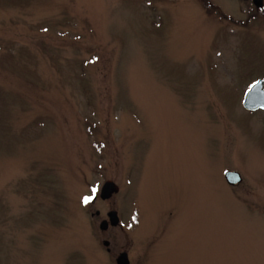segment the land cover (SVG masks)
I'll list each match as a JSON object with an SVG mask.
<instances>
[{"label":"rangeland","instance_id":"1","mask_svg":"<svg viewBox=\"0 0 264 264\" xmlns=\"http://www.w3.org/2000/svg\"><path fill=\"white\" fill-rule=\"evenodd\" d=\"M259 78L264 0H0V264H264Z\"/></svg>","mask_w":264,"mask_h":264},{"label":"water","instance_id":"2","mask_svg":"<svg viewBox=\"0 0 264 264\" xmlns=\"http://www.w3.org/2000/svg\"><path fill=\"white\" fill-rule=\"evenodd\" d=\"M254 4L261 8L263 7V0H253ZM244 105L248 110L256 111L259 109L264 110V80L259 78L256 80L251 87L246 92L244 98ZM224 177L228 184L236 185L242 182L243 177L241 173L237 170H226L224 172ZM120 187L114 180H107L101 189L100 197L101 199H110L115 193L119 191ZM96 214L99 215L100 211L97 210ZM120 223V216L116 210H111L108 212V218L100 222L99 228L102 231H106L110 225L118 226ZM110 241L105 240L104 245H109ZM117 264H130V259L127 251H123L117 258Z\"/></svg>","mask_w":264,"mask_h":264},{"label":"flooded vegetation","instance_id":"3","mask_svg":"<svg viewBox=\"0 0 264 264\" xmlns=\"http://www.w3.org/2000/svg\"><path fill=\"white\" fill-rule=\"evenodd\" d=\"M107 200H108V199H107ZM95 214H96V213H95ZM96 215H97V214H96ZM107 216H108V214H107ZM119 216H120V215H119ZM104 219H107V218H104ZM104 219H102V220H104ZM102 220H101V221H102ZM120 221H121V218H120ZM119 224H120V223H119ZM110 227H117V226H111V225H110ZM110 227H109L106 231H108V230L110 229ZM101 231H102V230H101ZM106 231H103V232H106ZM106 240H108V239H106ZM104 241H105V240H104ZM104 241H103V244H104ZM109 241H110V240H109ZM110 244H111V242H110ZM110 244L107 245V246L105 245V246L107 247V250H108V251H110ZM121 253H122V252H121ZM128 255H129V253H128ZM118 257H119V256H118ZM129 259H130V257H129ZM130 264H131V260H130Z\"/></svg>","mask_w":264,"mask_h":264},{"label":"snow or ice","instance_id":"4","mask_svg":"<svg viewBox=\"0 0 264 264\" xmlns=\"http://www.w3.org/2000/svg\"><path fill=\"white\" fill-rule=\"evenodd\" d=\"M93 191L95 192V189ZM91 199H92V197H85L84 203H88Z\"/></svg>","mask_w":264,"mask_h":264}]
</instances>
